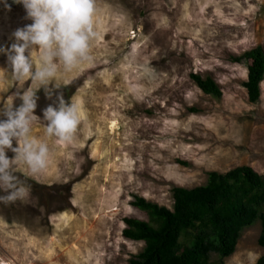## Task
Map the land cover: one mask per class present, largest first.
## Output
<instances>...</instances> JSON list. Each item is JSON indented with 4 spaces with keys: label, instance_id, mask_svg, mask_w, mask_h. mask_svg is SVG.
Wrapping results in <instances>:
<instances>
[{
    "label": "rangeland",
    "instance_id": "obj_1",
    "mask_svg": "<svg viewBox=\"0 0 264 264\" xmlns=\"http://www.w3.org/2000/svg\"><path fill=\"white\" fill-rule=\"evenodd\" d=\"M95 2L93 59L61 72L51 96L37 89L33 134L45 138L43 109L61 95L80 103L82 122L70 142L48 138L49 164L35 179L25 166L16 173L30 197L0 204V264H129L144 243L124 237V218L147 219L134 195L172 208L174 187L203 185L211 171L248 165L264 174V80L252 103L249 63L232 61L264 49V0ZM8 3L0 4L4 46L32 22ZM0 73V106L10 96L19 106L16 93L37 87L10 79L3 54ZM191 73L212 77L222 97L205 94ZM260 233V220L243 229L223 264H257Z\"/></svg>",
    "mask_w": 264,
    "mask_h": 264
},
{
    "label": "clouds",
    "instance_id": "obj_2",
    "mask_svg": "<svg viewBox=\"0 0 264 264\" xmlns=\"http://www.w3.org/2000/svg\"><path fill=\"white\" fill-rule=\"evenodd\" d=\"M21 4L26 19L32 22L16 29L13 43L0 45V54L7 57L14 81L31 80L37 87L17 92L22 101L14 106L15 97L10 96L0 106V204L9 205L30 197V188L16 173L21 166L27 168L25 175L35 179L49 164L48 138L61 142L73 140L82 122L80 103L71 99L66 103L58 97L56 106L43 109L44 137L33 134V125L39 117L37 89L43 87L48 96L53 84L60 87V73H71L84 63L91 62L92 42L97 38L95 0H12ZM11 9L8 0H0ZM27 53V54H26ZM8 74V73H7ZM3 75V73H0ZM40 120V119H39ZM16 146H13V142ZM14 155L10 158L8 151Z\"/></svg>",
    "mask_w": 264,
    "mask_h": 264
},
{
    "label": "trees",
    "instance_id": "obj_3",
    "mask_svg": "<svg viewBox=\"0 0 264 264\" xmlns=\"http://www.w3.org/2000/svg\"><path fill=\"white\" fill-rule=\"evenodd\" d=\"M235 63L248 62L244 87L252 103L261 97L264 80V49L258 45L233 56ZM205 94L223 95L210 76L190 74ZM173 206L168 208L134 195L132 206L147 219L125 217V238L143 242L141 252L129 264H223L236 250L243 229L261 221L259 245L264 247V174L241 165L225 172L211 171L205 184L174 187ZM216 255L218 260H212ZM257 264H264V256Z\"/></svg>",
    "mask_w": 264,
    "mask_h": 264
}]
</instances>
